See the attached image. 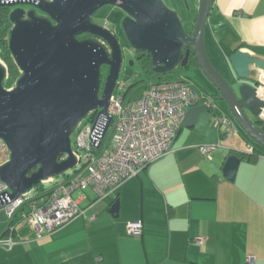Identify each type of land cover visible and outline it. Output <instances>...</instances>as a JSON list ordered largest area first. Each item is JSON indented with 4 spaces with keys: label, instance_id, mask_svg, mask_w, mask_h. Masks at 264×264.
Masks as SVG:
<instances>
[{
    "label": "crops",
    "instance_id": "obj_1",
    "mask_svg": "<svg viewBox=\"0 0 264 264\" xmlns=\"http://www.w3.org/2000/svg\"><path fill=\"white\" fill-rule=\"evenodd\" d=\"M210 6L203 31L213 64H224L236 48L264 56V0H213ZM211 103L192 126L178 128L166 155L104 198L91 200L87 193L79 204L84 214L55 231L36 234L26 222L9 230L0 207V239L13 240L0 244V264H246L247 256L264 264V149L229 118L222 100ZM213 110L224 113L232 129L220 133ZM200 144L215 148L202 154ZM249 149L258 153L254 161L238 156ZM233 153L239 162L228 180L222 163ZM70 175L53 179L49 188ZM115 200L116 215L109 212ZM130 220L141 221L140 234L128 231Z\"/></svg>",
    "mask_w": 264,
    "mask_h": 264
},
{
    "label": "water",
    "instance_id": "obj_2",
    "mask_svg": "<svg viewBox=\"0 0 264 264\" xmlns=\"http://www.w3.org/2000/svg\"><path fill=\"white\" fill-rule=\"evenodd\" d=\"M212 2L197 0L192 27L186 31L178 10L164 0H0V6L12 7L7 48L19 70L12 86L3 87L7 67L0 62V137L10 150L0 165V179L9 188L8 196L73 168L77 160L71 134L79 120L97 109L105 116L95 148L100 144L111 122L107 107L123 62L118 36L92 20L105 4L124 12L122 34L133 52L149 53L153 71L185 66L191 54L215 89L210 97L222 100L236 126L264 149V129L246 114L248 110L256 116L262 105L252 72H264V56L236 48L226 57L230 80L214 67L203 31ZM84 33L90 35L78 36ZM127 62L133 65V59ZM102 65L107 70L101 82ZM205 108L190 106L180 127L192 126ZM237 162L233 153L222 163L228 180L234 178ZM117 203L109 208L115 215Z\"/></svg>",
    "mask_w": 264,
    "mask_h": 264
},
{
    "label": "built area",
    "instance_id": "obj_3",
    "mask_svg": "<svg viewBox=\"0 0 264 264\" xmlns=\"http://www.w3.org/2000/svg\"><path fill=\"white\" fill-rule=\"evenodd\" d=\"M102 23L107 26L106 21ZM122 81L119 82L121 89L125 85ZM253 85L262 101L256 117L264 122V72L260 71ZM123 99L124 96L114 95L113 91L110 94L107 112L112 117L111 122L115 119V133L103 153L96 155L95 146L105 116L98 115L97 109L79 120L73 131L75 138L70 145L77 160L73 173L65 182L53 187L45 200L36 205L31 204L27 211L20 214L36 234L55 231L74 217L83 215L85 208L79 204L87 198L86 188L93 191L95 200L104 198L114 192L124 179L138 174L151 162L166 155L171 150L172 140L190 106L200 102L210 109L213 107L212 98L195 92L191 82L184 77L150 80L138 95H133L124 103ZM211 115L220 133L232 129L224 113L213 110ZM102 139L97 148L101 147ZM7 147L0 137V165L10 157ZM199 148L202 154L209 155L215 144H200ZM53 179L49 177L41 182H53ZM76 189L82 192L73 196L71 193ZM8 192V186L0 179V207L11 218L34 191L30 189L13 198L8 196ZM93 216L87 218L91 220ZM141 226L140 220L126 223V228L133 234H140ZM196 240L201 241V238L197 237ZM12 242L11 237L0 239V244L6 246ZM252 258L247 256L246 264H253Z\"/></svg>",
    "mask_w": 264,
    "mask_h": 264
},
{
    "label": "rangeland",
    "instance_id": "obj_4",
    "mask_svg": "<svg viewBox=\"0 0 264 264\" xmlns=\"http://www.w3.org/2000/svg\"><path fill=\"white\" fill-rule=\"evenodd\" d=\"M164 1H165L166 5L178 10L179 15H180V20H182L185 29H187V31H189L190 28L192 27V23L194 20L193 18L195 17V14H196V7L195 6H197L196 5L197 0H176V3L173 2L175 0H164ZM23 7L27 8V5H23ZM95 11L96 12L93 14V17H92V20L94 21V23L103 24L102 22H104V20H106L107 27L115 32V35L118 36L119 41L121 42L120 46L122 47L123 62H122L121 70H119L120 72H119V76H118V82H116L117 84L115 85L113 92H114V95L124 96L123 103L126 102L128 99H131L135 92L143 89L144 86H146L150 80H155V79H157V80L158 79H169L170 80V79H176L179 77H181V78L184 77L187 80H189L191 82V84L193 85V87L197 88L198 92H200V90L205 91V92H202L203 95L205 94L207 97L212 96L209 94V91L212 88L210 82L205 78V76L201 73L200 69L197 67L195 68L193 66H190V67H187V69H185V68L177 69L174 72H171L167 75H164L161 78H156V75H154V74H151V76L143 74L142 70H140L141 67L138 64L137 59L135 58L136 55L133 54L132 47L129 46L130 44L126 40L124 34H122L123 31H122L120 21L122 20V18L124 16V12L122 10H120L119 7H117L115 5H111V4H105ZM209 57L214 62V57H211V56H209ZM131 59H133V61H134L133 65H130L127 62L128 60H131ZM0 61H1V63H3V61L1 59H0ZM222 62L224 64L221 63V65H219V64L217 65L214 63L216 66L214 64L213 65H214V67H216V69L219 72H221L224 76H226L230 80L231 75H230V71L228 69L227 62L224 59ZM101 69H102L101 71H104L103 73H106L105 70H107V67L105 65H103V67ZM135 73H140L142 80L136 81V83L133 84V86H131L129 88L128 84L133 80ZM121 80H123L122 82L125 83V85L122 89L119 88V82ZM202 85H203V87H205L206 90H204L200 87ZM212 100L214 102L221 101V100L214 99V98ZM207 108L208 107H206L205 110H207ZM246 112H247L246 114H248L249 116H253V115L249 114L250 112L248 110H246ZM229 114L230 113L227 110V115L230 118L231 116ZM114 123H115V119L113 118L112 122L108 125L106 131H104L105 133H104V136L102 139L101 147L95 149L96 155L103 153L106 150V147H108L110 145L109 143H111L113 134L115 133L114 132V130H115ZM74 138H75V132H72L71 142H73ZM78 165H80V164H78ZM73 169L74 168H70L66 172L64 171V173L55 175L53 178L55 180H57L59 178L65 177L64 174L70 175L73 173V171H74ZM80 192H82V191L76 189L71 194L73 196H77V194ZM92 192L93 191L90 190V188H88L87 193H89V196H91V197H92V195H94ZM2 214L5 216L4 211H2V209L0 208V216H2ZM6 218H7V216H6Z\"/></svg>",
    "mask_w": 264,
    "mask_h": 264
},
{
    "label": "trees",
    "instance_id": "obj_5",
    "mask_svg": "<svg viewBox=\"0 0 264 264\" xmlns=\"http://www.w3.org/2000/svg\"><path fill=\"white\" fill-rule=\"evenodd\" d=\"M176 3V0L173 1ZM8 7L6 6H0V59L3 61V63H5L6 67H7V72L5 74V78L3 80V87H9L13 84L15 78L18 76L17 74H19V70L17 68V66L15 65V63H13L12 57L10 55V52L8 51L7 48V38H8V33H9V28L11 25V22L9 21L8 18V12H9ZM79 37H82L81 35H78ZM136 55V59L137 62L139 64V66L141 67L140 70H142V73L148 76H151V74L156 75V78H161L164 75H167L171 72H174L177 69H187V67L190 66H194L195 65V61L192 58L191 54L188 55L189 56V60L188 63L185 66H178L176 67L174 70L170 71V72H155L153 71L151 68V59H150V55L147 51H134L133 52ZM134 62V61H133ZM103 75V74H101ZM103 77V76H102ZM142 80L141 74L140 73H135L133 80L128 84V87L130 88L131 86H133V84L136 83V81ZM141 91V90H140ZM140 91H137L134 93V95H138V93ZM250 150V149H249ZM238 156L240 157H245V159L250 160V161H254L257 157H258V153H256L254 150H250L249 152H245V153H237ZM49 182H39L38 184H36L33 188H31V190H33L34 192L32 193L31 197L28 199V201L24 202L22 206L18 207L17 211L15 212V214L11 217L8 218V229L10 230L11 228L14 229L15 225L18 222H25L24 220H22L21 217V212L27 211L28 207L31 204H39L41 203L43 200H45V198L48 196V194L50 193V191L52 190V188H49ZM88 188L85 189V192ZM87 194V192H86ZM88 197V195H87ZM91 200H95L94 195L93 198ZM82 207V206H81Z\"/></svg>",
    "mask_w": 264,
    "mask_h": 264
},
{
    "label": "flooded vegetation",
    "instance_id": "obj_6",
    "mask_svg": "<svg viewBox=\"0 0 264 264\" xmlns=\"http://www.w3.org/2000/svg\"><path fill=\"white\" fill-rule=\"evenodd\" d=\"M93 17V16H92ZM186 31H187V29H186ZM88 35H90V34H87V33H84L83 35L81 34V36H88ZM134 54V53H133ZM103 67V65L101 66V68ZM107 67V66H106ZM100 68V74H103V75H100V79H101V82L103 81V78H104V75H105V73H103L104 71H101L102 69ZM106 71V70H105ZM103 76V77H102ZM100 82V83H101Z\"/></svg>",
    "mask_w": 264,
    "mask_h": 264
},
{
    "label": "bare ground",
    "instance_id": "obj_7",
    "mask_svg": "<svg viewBox=\"0 0 264 264\" xmlns=\"http://www.w3.org/2000/svg\"><path fill=\"white\" fill-rule=\"evenodd\" d=\"M27 7H29V6L27 5ZM11 8H12V7H10V9H11ZM24 8H25V7H24ZM104 21H106V20H104ZM0 62H1V61H0ZM33 187H34V186H33ZM33 187H32V188H33Z\"/></svg>",
    "mask_w": 264,
    "mask_h": 264
}]
</instances>
